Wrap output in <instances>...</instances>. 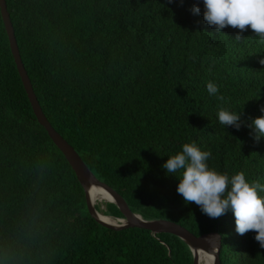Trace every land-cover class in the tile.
Wrapping results in <instances>:
<instances>
[{"label": "trees", "instance_id": "1", "mask_svg": "<svg viewBox=\"0 0 264 264\" xmlns=\"http://www.w3.org/2000/svg\"><path fill=\"white\" fill-rule=\"evenodd\" d=\"M5 3L43 114L96 179L144 220L217 232L220 264H264L255 232L238 235L231 210L212 219L185 204L178 174L162 168L194 142L211 152L210 168L264 185V137L248 127L264 108V41L250 29L242 41L231 27L216 33L202 0ZM221 108L241 113L239 130L219 123ZM96 209L123 217L113 203ZM0 264H193L174 235L112 230L90 216L74 171L33 114L1 15Z\"/></svg>", "mask_w": 264, "mask_h": 264}, {"label": "clouds", "instance_id": "2", "mask_svg": "<svg viewBox=\"0 0 264 264\" xmlns=\"http://www.w3.org/2000/svg\"><path fill=\"white\" fill-rule=\"evenodd\" d=\"M173 0H168L172 3ZM182 3L183 0H180ZM203 20L209 27H214L216 33L231 27L237 29L235 41H242V34L250 29L255 36L264 41V0H202ZM193 15H199L200 7L194 4L190 9ZM264 65V59L259 61ZM209 95L215 96L218 86L208 82ZM218 99L223 100L222 96ZM262 115L252 120L248 125L252 129L253 139L259 141L264 137V108ZM217 118L220 124L239 130L242 126L241 113L231 112L221 108ZM211 152L202 151L194 143H185L182 150L167 158L162 165L166 175L178 174L177 193L185 204L194 203L201 212L212 219H218L231 210L235 220V230L238 235L255 232V241L264 249V185L259 182H249L243 171L229 176L208 166ZM97 189L93 187L92 191ZM197 251H205L198 249ZM212 256V252H206ZM214 259V257H212Z\"/></svg>", "mask_w": 264, "mask_h": 264}, {"label": "water", "instance_id": "3", "mask_svg": "<svg viewBox=\"0 0 264 264\" xmlns=\"http://www.w3.org/2000/svg\"><path fill=\"white\" fill-rule=\"evenodd\" d=\"M0 15L8 38L9 48L28 101L31 105L33 114L35 115L38 123L46 130L49 138L63 154L68 164L74 171L79 184L84 190L85 201L90 216L102 226L112 230L136 227L146 229L150 231L152 235L157 233H168L174 235L185 242L190 249L193 258V264H200L197 251L198 249L205 250L203 251L205 253L212 252V256L214 257L212 264H220L219 250L221 247V237L217 232H209L200 236H195L179 224H176L172 221L164 219L144 220L139 214L130 211L125 200L116 191L96 179V177L91 173L76 151L66 142L65 139H63L59 133L53 129L43 114L38 100L33 92L31 82L21 61L14 37L13 27L6 9L5 0H0ZM93 186L101 188L111 197V200L106 203L115 204L117 209L122 214V218L104 215L106 218L113 219L115 223H109L99 218L101 212L96 209V203L93 201L91 194V188Z\"/></svg>", "mask_w": 264, "mask_h": 264}, {"label": "bare ground", "instance_id": "4", "mask_svg": "<svg viewBox=\"0 0 264 264\" xmlns=\"http://www.w3.org/2000/svg\"><path fill=\"white\" fill-rule=\"evenodd\" d=\"M93 187L97 189L95 192L92 191ZM93 187L91 188V194H92V199L95 203H105L111 200V197L107 193H105L101 188L97 186H93ZM99 218L109 223L114 222L113 219L106 218L101 213ZM198 257L200 259V264H212L213 262V258H212L213 256L206 255L205 252L203 251H198Z\"/></svg>", "mask_w": 264, "mask_h": 264}, {"label": "rangeland", "instance_id": "5", "mask_svg": "<svg viewBox=\"0 0 264 264\" xmlns=\"http://www.w3.org/2000/svg\"><path fill=\"white\" fill-rule=\"evenodd\" d=\"M106 203V202H105ZM105 203H96V205H98L99 206V208L102 210V209H105ZM104 207H103V206Z\"/></svg>", "mask_w": 264, "mask_h": 264}]
</instances>
